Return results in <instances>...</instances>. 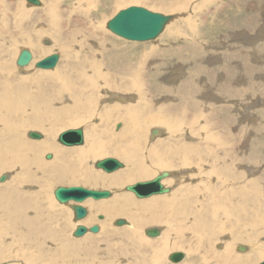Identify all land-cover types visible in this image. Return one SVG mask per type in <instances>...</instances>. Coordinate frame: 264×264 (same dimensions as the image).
Here are the masks:
<instances>
[{
    "label": "bare ground",
    "instance_id": "bare-ground-1",
    "mask_svg": "<svg viewBox=\"0 0 264 264\" xmlns=\"http://www.w3.org/2000/svg\"><path fill=\"white\" fill-rule=\"evenodd\" d=\"M76 1H77V5L74 4V6L76 7L79 6L81 3L84 4V2H86L87 6H90L89 8L90 13L86 10V16L88 18L86 19L87 23L92 22V21L96 22L97 19H95V17L93 18L91 12L93 10L94 11L97 10L99 12L100 5L96 4L95 0H83L84 2H82V0H76ZM188 1L189 0H181L180 3L187 5ZM232 3L228 2L225 4V6L222 4L223 5L222 11L227 12V10L230 11L231 8H233V9L238 10L239 15L243 14L245 16L246 14V17L245 18L242 17L243 19L240 20L241 24L239 26L241 27L234 26L233 22L232 21L231 22H232V25L234 26L233 29H240V30H237L236 34L242 33L243 34L242 36L245 39V41H247V43L252 42L250 43V46L252 47L254 46L253 43L256 44L259 36H260L259 39H264V36H262L261 34L256 36L258 31H264V26L258 27L259 20L261 21V23L264 20V14H262L263 12L262 10L264 9L263 8L264 0H251L250 3H252L254 10H253V13H251L250 11L248 15L247 13L244 12V10L246 9L243 10L242 8L244 5L249 3L248 0H234L233 4H236V5H232ZM222 5L220 7H222ZM48 10H49L50 16L53 18L51 22H49V26L51 25L50 29L52 30L50 31L53 33V38H54V39L51 38L52 41L54 40V44L55 45L57 44V47L59 46L60 49L63 48V50H66V49L69 50L70 46L62 41V38L64 37L63 34H61V32H63L61 29L62 27H60L59 24L57 23V21H59V18H60L57 0H50V6L48 7ZM222 13L223 12H221V14ZM95 15H100V14L96 13ZM228 16L230 15L228 14ZM6 22H8L7 19H6ZM69 22H71L74 25L73 31H71L72 30L71 29L70 30L71 32L69 31L70 34H68L70 36V39L71 40L73 39L83 40L84 33L86 30L84 29L86 28L84 26H86V24L80 20H72L70 18H69ZM236 24H237V21H236ZM177 33L178 32L176 31L174 32L171 31L172 35H177ZM234 33L235 32L233 31L232 34L234 35ZM109 35L105 37L104 35L98 36L96 34H93L92 40H93V43L95 44L87 45L86 43V47L90 49V50L86 49V51H89L90 56H77L78 60L75 59L74 66L75 68L80 69V72H79L80 75L78 76L79 84L75 85L73 84L74 82L72 83L71 81L68 80V82L66 83H60L57 86V88L54 90L55 100L62 102L63 107L61 108L59 106L60 109L56 108V106L54 105V102H52V100L45 94V91L41 86L42 81L44 79H47V78H50L51 80L58 79V75H59V74L57 75L58 72H55V71L54 72L50 71L48 73L39 72L38 74L33 76L34 80L32 81L30 79V76L29 78L28 76H26V77L19 78L18 81L15 80L16 81L15 82L14 80H10L11 71H12V67L10 66V64L0 63V69L2 70L0 71V173L3 170L19 169V168L21 169L22 167L26 166L28 163H31L30 164L31 167H28L25 169L30 172L28 175V179L23 180L20 177L17 178L18 180L15 181L12 187L7 189L5 194L3 193L0 195V227L4 229V232L6 234V235L0 234V241L2 240V236H4L6 238H10V240L12 239L16 244H18L19 248L22 245L23 248L25 247V250H30V249H33V247L35 246L43 247L45 246V243L47 244V242L50 239H56V237L59 236V235L54 234L55 233L54 232L53 234L50 233L47 238H44L43 241H46V242H43L42 240H38V241L35 240L37 236H39L38 233L40 232L42 228L39 229L38 227L40 226L35 225L34 221L36 219L33 218V216L45 210H48V208H50L49 207L50 202L48 200V195H47L48 192L46 193V191L44 190V187L38 190L37 192L38 197H36L37 200L32 199V198L29 199L27 196V193L25 191L23 192L20 189V186L24 183V181H29V182L35 181V178H33V174H32V171L34 170V168L36 169L37 167L38 169V167L39 168L42 167L44 169V175H45V179L47 182L51 180H55V179L69 182V181H72L73 179H76L75 181L77 182L88 184L91 181L88 180L86 177H83L84 168L87 166V164L90 162L92 158H95L97 157V155H100L104 152H108V153L119 154V155L124 156L125 159L128 161V168L124 171L119 169V171L117 170L116 173L111 176H102L99 174L98 176L100 177V179L94 180V181L98 183L99 186H102L103 188L109 187L114 191L115 190L119 191L123 189V186H122L123 183H129L131 181L134 182L135 179H139V178L140 179L147 178V177L152 176L158 170H161V169L163 170L166 168L174 167L177 163H173V159L176 157H182L183 159L182 164L184 166L191 165V164H195L199 166V169H197V171H198V177L200 181L205 182L206 179H210V178L212 179L213 175L217 173L216 176L218 177L220 185L222 186L221 188H220V185L217 187H215L214 185L204 186L205 184H203L202 182L201 183L199 182L200 183L199 185L197 186L194 185V187L189 186L185 189V191H180L179 189H177L172 195H168V196L164 195L161 197L150 199L149 201H143L139 203L134 202L131 199V197L124 194L125 193L124 192L121 194L114 195V197L111 200L104 201L102 199V202L99 201L98 203H95L96 206L98 205V208H101L98 212L103 210L105 211L104 213L106 214V216L110 218L118 217V216H125L129 218V220L131 221L130 225L135 227V229L128 228L126 231H121V229L115 230L116 234L123 236L125 239H128L131 242V243L125 244V247L127 248L126 249L127 250L126 253L128 254L127 256L133 259V261L130 262L131 264H158V261L161 262L162 255L165 254L166 246L167 244L169 245L168 242L172 240V242L170 243V247L172 248L177 247L179 250V248H181L183 244L185 243L183 239V235H186L187 232H190V235H189L190 237L191 235L192 237H195V241L193 239L192 242H190L187 246H185L186 248L188 247L190 251L193 252V254L190 255L191 256L190 262L188 263L186 262L187 264H237L232 259H229L227 257V254H229V252L232 249V246L235 245V243L238 241H243V242L247 241L252 244V246H250V251L248 252V253H251L248 256V260L256 256L260 258H264L263 257L264 256V244L261 245V244L255 243V237L254 235H252V233H244L245 232L244 229L246 227L248 229H251L252 225H253L252 232L253 233L258 232L259 230L258 227L260 225L259 222H261L262 224V220L264 219V203H260L256 205L254 204L255 201L253 202V199L251 197L252 193H249L251 192L249 190V187L248 189L245 187L248 185L247 182L245 183L244 186L235 187L234 183H236L237 181L234 183L232 182V177L234 178L235 176H233L232 174L233 172H231L233 170L231 168L232 164L229 160H227L226 162L224 161L221 162L220 164L221 168L212 167L213 169L211 170L209 168L210 171H207V169L204 170L205 168L203 167L204 168L203 169L201 167L203 165L202 158L204 157L202 154V145H201L202 141L195 143V145H182V146L179 145L178 147H176L175 144L172 143L173 138L171 137L175 133L177 135L181 134V130H179V127L182 126L183 122L190 124L191 127H193L194 122L201 123V120L203 118L202 116L201 117L194 116L192 117L191 120H188L187 118V116H189L188 114L190 113V111L198 110L200 106L202 105L200 98L208 99L209 97H211V98H215L219 100V103H218L219 105L217 104L213 105L214 112L213 113L210 112L212 113L211 115L212 119L216 118L217 119L216 121H219V122L222 121V122H227V123H230V122L232 123L234 120H236L238 116L234 114L233 112H231L230 108L228 107L220 108V95L228 96V94H237L238 88L236 85H234L236 83L235 80L239 81L243 75H248V74L245 72L238 71L236 69V65H233L234 60L225 61L223 58L222 59L218 58L223 63L216 64L215 69L212 70L210 66H208V69H205L203 66L204 65L207 66L208 63L204 61L207 55L204 54L203 52H199L197 54L198 56H154L156 53H154L155 49L152 48L150 51L144 54L145 56L136 55V56H131V57L128 56L127 58L126 56H118L119 53H121L124 50H117L115 48L109 52V55H107V53H105L106 43L108 40L112 38ZM220 35L224 39L226 38L225 34L221 31H220ZM90 36L88 35V38ZM221 37H220V40L224 41V39H222ZM37 40L38 39H35V38L27 39L25 42L27 44L26 46L33 47L34 49H36V51H39L38 42L40 43V41H37ZM45 40L48 41L49 39L45 38L44 41ZM236 40H239V38ZM124 45H132V44H124ZM0 47H3V46H0ZM113 51H116V53H114ZM98 52H101V53L98 54ZM252 53H253V56H257V55L263 56L264 52L262 50H259V49L256 50V48H254L252 50ZM123 58H127V60ZM255 60L257 62H255ZM262 60L264 59H262L261 57L252 58V62L254 61L255 64L257 63L254 66H255V70H257L258 72L264 70V67H261L258 65V63H261ZM173 61H176V62L182 61L185 67H186V61H187L190 67H193L196 71L194 78H190V80H186L180 85H175L176 83L170 80H167V82L163 83L162 75L164 71H161L162 70L161 68L172 63ZM149 62H151L152 64L150 66L152 71L151 70L150 71H151L152 76L155 79V82L153 83L142 70V67H145V65H148ZM178 64L179 63L176 64L174 73L171 75L170 79L178 78L177 74L180 73V70L178 67L181 68V66H178ZM84 66L92 68L94 72L92 74H88L89 72L85 71L86 69H84ZM104 66L111 68V70L113 69L117 73L116 77L120 78L122 82L117 85H114L113 83L108 82V80L107 81L105 80L106 85H108L110 88H113V89L118 88V89L136 91L138 94V97H136L137 101L134 104L131 103L132 105L128 107L127 106L121 107L117 105L116 108L110 107V109L108 110H105L106 109L105 108L102 112L97 111L96 109L97 107H95L96 105L95 96H97L98 94L97 95L95 94L99 92L100 83H101L98 81L97 78L104 76V72L102 70ZM21 67H24V66H21ZM175 73H176L175 75L176 78L174 77ZM220 73H221V76H220ZM1 74L3 76L2 79H1ZM208 74H210V76H208ZM202 76H204V79H201ZM63 77L64 76H62V79H64ZM30 82L31 84L35 86L37 91L33 95L26 96L24 95V92H25L24 86L27 83L30 84ZM156 82H159V83H156ZM13 83H16L17 87L20 88L21 90L20 92L18 93L15 92V86L13 85ZM148 83H152L151 90L156 92L158 95H169L170 97L171 95H173L171 104L169 101L171 98H169L168 101H166L168 108H165L164 105L160 103V101L158 105L152 104V101H151L152 96L145 95L144 93L145 87ZM172 83H174V86H172ZM58 88L59 90H57ZM107 93L108 94L111 93L112 95H114L113 91H108ZM120 98L122 100L131 99L132 100L131 102L134 101V96H131V95H129L128 98H123V97H120ZM29 99H30L31 104L26 103ZM67 100H69V102ZM23 101H24L23 105L26 108L25 112L28 114V118L25 119L24 124H23L24 128L21 129L19 124L17 123L16 107H17V104ZM113 101H114V98L111 99V102ZM122 109L124 111H122ZM202 109L204 108L202 107ZM209 110L211 111V109ZM261 111L264 113V109H262ZM98 114L100 115V117L98 116ZM249 115L251 119L252 114H248V116ZM263 115L262 113H260V116L262 118H263ZM93 117H99V118L102 117L103 122H106L109 117H111L112 120H114V118L123 120L125 123V130L127 131V133H129L131 139L135 140V143L134 144L132 143L131 145H125L124 143H122L119 145L118 148H112L111 146L112 143L107 139L108 135L106 134L107 129H105V126H106L105 123L104 125L103 124L100 125L103 128L93 127L91 131L90 129H88V133H85L86 131H84L83 129L84 131L83 140L80 143L73 145L72 149L69 148V151L59 149L53 143L52 139L54 137L55 132L53 131V128H52L53 123L52 124L49 123L50 119L53 118L52 121L61 120V119H65L66 121L70 120V125L75 126L78 124L88 123V120L92 119ZM98 121L100 122V120ZM142 122H145L147 127L148 125L153 124V123H157L161 126L162 125L167 126L169 129L168 130L169 131L168 140L167 141L164 140L163 142L156 141L155 143L150 145L148 148L146 146V149H145V143L143 141L137 144V141L140 135L141 137L145 138L144 130L141 129V128L144 129ZM28 125L34 129L38 128V129L43 130L46 134L47 139L41 142L30 141L29 139L28 140L25 139L24 131L27 132V130L25 129L29 128ZM217 126H220V124L217 125L215 123L214 127H217ZM206 127L202 126L200 127V129L204 131L206 130ZM158 128L161 129L160 127H157V129ZM73 129L75 128L64 129L62 132H65L67 130H73ZM159 129H158V134L164 133L162 129L161 130ZM191 129L192 131H194L193 135L196 137V135L198 134L196 133L198 132L196 130H199V126L197 128H191ZM237 132H240V131H237ZM60 133L58 134V138H59ZM249 133L250 135L252 134V137H254V139L255 138H257L256 140L261 139L260 136L262 132L259 128L253 126V132L250 131ZM85 134L87 135L86 139H85ZM27 136H30V131L28 132ZM206 136L213 139L214 141L213 147L216 150L213 148V152L211 155L217 158L218 156L215 152L217 151V148L220 149L218 146V142H217L218 138L216 135L212 136V134L210 133ZM239 136H240V133H239ZM43 137L44 136H42V138ZM155 137L153 138L155 139ZM42 138H40V140ZM58 138H56L57 141H58ZM51 150L55 152L56 154V157L58 159V160L56 159L58 162L57 164H56V161L47 162V161L41 160V154L44 151H51ZM74 153H76L77 156H75L74 158L70 157ZM47 154L45 155V158H47ZM66 154H68L67 157L65 156ZM238 158L241 161H245L246 164L250 163L253 160H256V157L253 153L246 154V153L241 152ZM254 165H257V164H254ZM249 166L247 167V170L251 172L250 174H254L255 172L254 168L252 170L250 168L251 166L250 167ZM192 167L193 169H190L188 171L185 170L186 173L184 171L177 172V171L171 170L170 171L171 176L167 178L166 180L170 178L175 179L176 185L180 189H182L181 184L186 179L187 180L189 179V177L186 176V174H188L187 172L190 173V172H194V170L196 171V169H194L195 166H192ZM243 167H245V165ZM98 169H102V168H98ZM263 179H264V173L260 175L257 181L262 182ZM211 181H213V179ZM221 182H223V184ZM196 183H198V181ZM251 184H252V187H251L252 189H255L257 187V184L255 182ZM98 185H95V186H98ZM120 186L122 187L120 188ZM46 187L47 186L45 185V188ZM225 187L230 188L229 193L225 191ZM101 190H105V189H101ZM247 190H249V192ZM256 192L257 191H255V194ZM235 196L236 197L238 196L239 198L244 199L245 200L244 202L246 203V205L240 206L239 203L241 200L239 202L235 201L236 200ZM71 203L67 205H69L73 209V204ZM259 206L262 207L261 208L263 209L262 211L255 210V209H260L258 208ZM29 213H31L32 216H29ZM239 217L243 218L244 224L238 220ZM66 218L68 219V217ZM247 218L249 220H247ZM74 220L76 222L79 221V220H76V218H74ZM126 224H127V221H126ZM142 224H146V225L147 224H151V225L152 224L153 225L162 224L164 225V229H166V236L164 235L161 236L162 229L159 227H155V228H158L157 237L158 236L162 237L161 239H159L160 240L159 242H161L160 244H158V242L157 243H150V242L147 243V241L146 242L143 241L144 238H142L143 239L142 240L139 237L136 229ZM190 226H193L194 228ZM53 231H56V230L53 228ZM144 231H146V229ZM170 231H172L174 235L175 233H177L176 236L174 237L170 235L171 234L169 233ZM221 232H223V234ZM225 232L227 233L229 232V234L231 235L230 242L227 244L219 243L220 249L225 248L223 253H220V256L219 254L215 256H211L209 253L208 245L210 243L215 242V239L218 237L220 233L222 234L221 238L223 237V239H226L227 235ZM194 234L197 237L194 236ZM258 235H255V236H258ZM173 238L175 239L173 240ZM147 239L153 240L154 238L147 237ZM217 239H220V238H217ZM202 240L205 242V245L202 244ZM218 241L216 243H218ZM224 241L226 242V240ZM258 241L259 240H257L256 242ZM144 244L148 245L150 249H148L146 245ZM238 246H239L238 247L239 249L241 247L247 252V247H244L243 244H240ZM149 250L151 251V253H149ZM245 254H241L242 257ZM37 259L38 257H35L34 260H31V262L36 263ZM208 260H209V263H206V261ZM239 264H247V263L240 262Z\"/></svg>",
    "mask_w": 264,
    "mask_h": 264
},
{
    "label": "rangeland",
    "instance_id": "rangeland-1",
    "mask_svg": "<svg viewBox=\"0 0 264 264\" xmlns=\"http://www.w3.org/2000/svg\"><path fill=\"white\" fill-rule=\"evenodd\" d=\"M95 1H96V4L100 5V10H99V12L97 10L96 11L93 10L91 12V14H92L93 18L95 17V19H97L96 20L97 23L94 21L87 23L86 19H88V18L86 16V10L90 13V9H89L90 6H87L86 2H84L82 0V2H84V4L81 3L79 6L76 7V6H74V4L77 5L76 0H57L58 11L60 13L59 21L61 22L60 23L59 21H57V23L59 24L60 27H62L61 29L63 32H61V34H63V36H64L63 37L61 35L63 37L62 41L70 46L69 50L68 49L63 50V48L60 49L59 46L57 47V44L56 45L54 44V40L52 41V39H54V38H53V33L51 32L52 30L50 29L51 25L49 26V22H51V20L53 18L50 16L49 10H48V7L50 6V0H41V5L31 4L27 0H0V46H3V47H0V63H8L12 67L10 80L18 81L19 78L26 77V76H28V78H29V76H30V79L32 81V80H34L33 76H35L39 72L40 73H48L50 71L51 72H54V71L58 72L57 75L58 74L60 75V76L58 75V79H56V80H51L50 78L44 79L42 81L41 86L44 89L45 94L52 100V102H54V105L56 106V108L57 109H60V107L62 108L63 107L62 102L55 100L54 90L57 88V86L60 83H66V82H68V80L71 81L72 83L74 82L73 84H75V85L79 84L78 83V80H79L78 76L80 75V73H79L80 69L75 68L74 62H75V59H77V56H90L89 51H86V49L90 50L88 47H86V43H87V45L88 44H92V45L95 44V43H93V40H92L93 34H96L98 36L104 35L105 37H107L110 33L109 36L112 37V38L110 37L111 41L108 40L106 43V47H105V49H106L105 53H107V55H109V52L115 48L117 50H124L121 53H119L118 56H126L127 58H128V56L131 57V56H136V55L145 56L144 54L147 53L148 51H150L152 48L155 49L154 53H156V54L154 56H198L197 54L199 52H203L204 54L207 55L205 57L204 61L206 63H208L207 66L204 65L203 67L205 69H208V66H210L212 70L216 68L215 67L216 64L223 63L222 61H220V59H222V58L225 61L234 60L233 65H236V69L238 71L245 72L248 75H243L239 81L235 80L236 83L234 85H236L238 88L237 94H228V96L220 95V108H222V107L230 108V111L238 116L237 119L234 120L232 123L231 122L227 123V122H222V121L219 122V121H216L217 120L216 118L212 119L211 115L214 112L213 111V105H215V104L219 105L218 104L219 100H217L215 98H211V97H209L208 99L200 98L202 105L200 106V108L198 110L190 111V113L188 114L189 116H187V118H188V120H191L192 117H194V116H199V117L202 116L203 118L201 120V123H195L194 122L193 127H191L190 124L183 122V124H182L183 128H182V126L179 127V130H181V134L177 135L175 133L173 136H171V135L170 136L173 138L172 143H174L176 147H178L179 145L180 146H182V145H195V143L202 141V144H201L202 145V154L204 157L202 158L203 159V165L201 167L202 168L204 167L205 168V169L203 168L204 170L207 169V171H210L214 167H220L221 162H223V161L226 162L227 160H229L232 164L231 168L233 171H231V172H233L232 174H233V176H235L234 178L232 177V182L234 183L237 181L236 183H234L235 187L244 186L245 183L247 182L248 185L245 187L247 189L249 187V190L251 192H249V190H247V191L249 193H252L251 197L253 199V202L255 201L254 204L256 205V204L264 203V179L262 180V182L257 181V179H259L260 175L264 173V152H263L264 151V115H263L264 113L261 111L262 109H264V70H262L263 72L262 71L258 72L257 70H255V66H254L257 63L255 64L254 61L252 62V58H254V57H258V58L261 57L262 59H264V53H263V56H258V55L253 56V53H252V50L254 48H256V50L259 49V50H262L264 52V47H263L264 46L263 45L264 39H259V37H260L259 36L256 44L253 43L254 46L251 47L250 43H252V42L247 43V41H245V39L243 38L242 33L236 34L237 30H240V29H233V27L234 26L238 27L241 24L240 20L245 18L246 14H245V16L243 14L239 15L238 10L233 9V8H231L230 11L227 10V12L222 11L223 5L225 6V4L228 2L234 3V0H189L187 5L181 4L180 3L181 0H133V1L132 0H99V1L95 0ZM106 1H107V3H106ZM248 2L250 3L251 0L250 1L248 0ZM233 3H232V5H236ZM249 3H247L246 5H244L242 7L243 10L246 9V10H244V12L247 13V15H248V13H250V11H251V13H253V10H254L252 3H250L251 5ZM221 5H222V7H220ZM129 6H142V7H145L147 9H150L152 11L161 12L164 14H171V15H173V18L166 25V27L164 28L162 33L156 39L147 40V41L129 40V39H126L124 37H121V36L115 34L110 29L107 28L108 21L110 19H112L120 10L125 9ZM263 8H264V5H263ZM262 11H263L262 14H264V9ZM221 12H223V13L221 14ZM96 13L100 14L101 16L95 15ZM228 14L230 16H228ZM224 16H225V18H224ZM69 18L72 20H80L86 24V26H84V27H86V28H84L86 30L84 33L83 40L77 39L78 37L76 38L77 40H75V39L71 40L70 39V36L68 34H70V32L73 31L74 25L71 22H69ZM6 19L8 20V22H6ZM231 21L233 22L234 26L232 25ZM236 21H237V24H236ZM260 26H264V20L262 23L259 20L258 27H260ZM102 27H103V29H102ZM239 27H241V26H239ZM99 29H100V31H99ZM171 31L172 32L176 31L178 33H177V35H172ZM220 31L225 34L226 40L223 37H221ZM233 31L235 32L234 35L232 34ZM263 32L264 31H258L256 36L260 35V34L262 36H264ZM86 33L89 36L92 34L90 36L91 38L90 37L88 38V35ZM101 33H103V34H101ZM105 33H106V35H105ZM220 37L222 39H224V41L220 40ZM34 38L38 39L37 41H40V43L38 42V44H39L38 50L39 51H36V49H34L33 47L26 46L27 45L25 43L26 40L27 39H34ZM45 38L49 39V40L44 41ZM238 38H239V40H236ZM89 39H91V40H89ZM79 40H80V42H79ZM244 43L247 45H245ZM124 44H132L133 47H132V45H124ZM242 45H243V47H242ZM22 49L30 50L32 52V55H33V59L31 61L30 65H27L24 67L18 66L16 63L17 57H18V55ZM200 50H202V51H200ZM113 52L116 53V51H113ZM53 53L60 54V60H59V62L55 68L42 69V68H38L35 66L36 62L43 59V57L45 58L46 56L53 54ZM67 53H68V55H67ZM100 53L101 52H98V54H100ZM226 53L227 54L229 53L228 54L229 57ZM222 56H224V57H222ZM86 58H88V57H86ZM127 58H123V59L127 60ZM211 58L212 59L214 58V59L212 60ZM218 58H220V59H218ZM128 60H130V59H128ZM84 61H85V59H84ZM180 62L173 61L172 63L164 66L163 67L164 70H163V68H161L162 70L160 69L161 71L165 72V73L163 72V75H162V79H163L162 82L163 83L167 82V80H170V81H173L174 83H176L175 85H180L184 81L190 80V78H194V76L196 74L195 69L193 67H190V65L187 61H186V67L183 65L182 61H180ZM255 62H257V61L255 60ZM177 63L180 64V65L178 64V66H181V68L177 66L180 70V73L177 74L178 78L177 79H170L171 75L174 73V69H175V66ZM151 65H152L151 62H149L148 65H145V67H142V66L141 67H142L143 72L149 77V79L153 83V82H155V79L151 74V71H152L151 67H150ZM258 65L261 67H264V60H262L261 63H258ZM84 69H86L85 70L86 72L87 71L89 72L88 74H92L94 72V70L92 68H89V67L84 66ZM102 70L104 72V76H101L97 79L103 85L100 83V90H99V92H97L95 94V95L98 94L97 96H95V104H96L95 107H97L96 109L98 112H102L105 108H106L105 110L110 109V107L116 108L117 105L121 106V107H124V106L128 107V106L132 105L131 103L134 104L137 101L136 97H138V94L136 91L126 90V89H118V88L113 89V88H110L108 85H106L105 80L106 81L108 80V82H111L114 85H117V84L122 83V82H121L120 78L116 77L117 73L113 69L111 70V68L104 66V68H102ZM0 71H2V70L0 69ZM256 73H257V75H256ZM65 74H67V75H65ZM210 74H208V76H210ZM166 75H167V77H166ZM175 75H176V73L174 74V77L176 78ZM62 76H64L63 77L64 79H62ZM220 76H221V73H220ZM2 77L3 76L1 74V79H2ZM164 77H166V78H164ZM243 77H244V79H243ZM103 79H104V81H103ZM201 79H204V76H202ZM152 83H148L146 85L145 91H144L145 95L152 96V98H151L152 104L158 105L159 101H160V103L162 105H164L165 108H168L166 101H168V99L171 98L169 100L170 104H171L173 95H171V97L169 95H158L156 92L151 90ZM156 83H159V82H156ZM174 83H172V86H174ZM13 85L15 86V92L16 93L21 91L20 88L17 87L16 83H13ZM24 88H25L24 95H26V96L33 95L37 91L35 86L33 84H31V82H30V84L27 83L24 86ZM57 90H59V88ZM108 91H113L114 95H112L111 93L108 94L107 93ZM129 95L134 96L133 102H131L132 101L131 99L122 100L120 98V97L128 98ZM112 98H114L115 102L114 101L111 102ZM162 98H164V99H162ZM67 101L69 102V100H67ZM23 103H24V101L17 104V107H16V109H17L16 110L17 123L19 124L21 129L24 128V125H23L24 121H25V119L28 118V114L25 112L26 108L24 107ZM26 103L31 104L30 99ZM202 107L204 109H202ZM209 109H211V111ZM122 111H124V110L122 109ZM210 112H212V113H210ZM260 113H262L263 118L260 116ZM248 114H252L251 119H250V115L248 116ZM98 116L100 117L99 114H98ZM99 117H93L92 118L93 120L92 119L88 120V123L78 124L75 126L70 125V120H68V119H67L68 121H66L65 119L52 121L53 118L50 119L49 123L50 124L53 123L52 128H53V131L55 132L54 137L52 139L53 143L59 149L69 151V148L72 149L73 146H65L62 143H60L59 141H57V139H56V138H58V134L60 132H62L64 129H68V128H80V127H82L84 129V131H86L85 133H88V129H90V131H91V129L93 127L103 128L100 125L101 124L104 125V123L106 124L105 129H107V132H106V134L108 135L107 139L112 143V145H111L112 148H118L119 145L122 143H124L125 145H131L132 143L133 144L135 143V140L131 139L129 133H127V131L125 130V123L123 120L117 119V118H114V120H112V118L109 117L106 122H103L102 117L101 118H99ZM98 120H100V122ZM184 123H185V125H184ZM215 123L217 125L220 124V126L214 127ZM200 124H202V125H200ZM142 125H143L144 129L141 127L140 128L142 130H144L145 138L141 137V135H140L138 138L137 144H139L143 141L145 143V149H146V146L148 148L150 145H152L156 141H162L163 142L164 140L165 141L168 140V138H169V131L168 130L169 129L167 126H163V125L161 126L157 123H153V124L148 125V127H147L145 122H142ZM198 126H199V130H196V131H198V132H196V133H198L197 134L198 136L196 135V137H195L193 135L194 131H192L191 128H197ZM202 126H204V127L207 126L206 130L203 131L202 129H200V127H202ZM253 126L259 128L261 130V132H262V134L260 136L261 139L256 140L257 138L254 139V137H252V134L250 135L249 132L250 131L253 132ZM28 127H29L28 129H25V130H27V132L24 131V138L25 139H27V140L29 139L30 141H36V142H41V141H44L47 139L46 134L43 130L38 129V128L34 129L29 125H28ZM157 127H160L164 133L152 135V129H154V128L157 129ZM184 127H186L187 129ZM161 129H159V130H161ZM29 131L30 132L31 131L38 132L42 136H44L43 138H45V139L42 138L40 140V139L32 138L31 136H27ZM237 131H240V132H237ZM209 133L212 134V136L216 135L218 138L217 142H218V146L220 149L217 148V151L215 152L218 156L217 158L211 155L213 152V148H214L213 147L214 141L212 138H209L206 136ZM239 133H240V136H239ZM204 136H206V137H204ZM153 137H155V139ZM54 138H55V140H54ZM86 138H87V135L85 134V139ZM194 139H196V140H194ZM246 140H248V141H246ZM176 143H177V145H176ZM242 147H243V149H242ZM204 151H205L206 155H205ZM241 152L246 153V154L253 153L256 157V160L251 161L253 163L250 162V163L246 164L245 161H241L238 158L239 154ZM47 153L52 154V157L50 159L45 158V155ZM67 155L68 154H66L65 156L67 157ZM208 155H209V157H208ZM75 156H77L76 153L72 154V156H70V157L74 158ZM229 156H231V157H229ZM107 157H113V158L120 160V162H122L124 164V167L120 168V170L124 171L128 168V161L125 159L124 156L119 155V154L104 152L100 155H97V157L92 158L90 160V162L87 164V166L84 168L83 177H86L88 180L91 181L88 184L77 182V181H75L76 179H73L72 181H69V182L63 181V180H58V179L51 180L52 182L51 181L47 182L45 179V175H44V169L42 167H40V168L38 167V169L36 167L37 170L34 168V170L32 171V174H33V178H35V181H33V182L24 181V183L22 184L23 186L21 185L20 189L23 192L25 191L27 193V196L29 199L32 198V199L37 200L36 197H38V195H37L38 190L40 188L44 187V190L46 191V193L48 192L47 195H48V200L50 202L49 207L51 208V209L48 208V210L41 212L42 214L39 213V214H36L33 216V218L36 219L34 221L35 225L40 226V227H38L39 229L40 228L43 229V230L41 229L40 232L38 233L39 236H37V238L36 239L34 238V239L36 241H38V240L43 241L44 238H47L50 233L53 234L54 232H55L54 234L59 235L60 237L57 236L56 239H50L47 242V244L45 243V246H43L44 248L42 246L41 247L35 246V247H33V249L25 250V247L23 248L22 245H21L22 248L20 245H19L20 246V248H19L18 244H16L12 239L10 240V238H6V237L2 236V240L0 241V264H131L130 262L133 261V259L131 257L127 256L128 255L126 253L127 248L125 247L126 243H131V242L128 239H125L123 236L116 234V231H115L116 229H121V231H126L128 228L129 229H135V227L130 225L131 221L129 220V218H127L125 216H118V217H113V218L107 217L106 214L104 213L105 211L101 210L100 212H98L101 208H98V205L96 206V204H95V203H98L99 201L102 202V199L101 200H94L92 198L87 199L82 204H83V206H85L87 208L88 215L85 218L79 220L78 222L82 223L86 226H91L92 224L97 223L100 225V231L98 233L88 232L82 237H75V236H73V230L75 229L78 222H76L74 220L75 215H74L73 209L67 204L64 205V204L58 202L56 200V198L54 197V190L58 186L80 185V186H84V187L90 188V189L91 188L92 189H100L101 188V189H107V190L112 191L113 195L110 198L103 199L104 201L111 200L114 197V195L121 194V193L125 192L124 194L131 197V199L134 202L139 203V202H143V201H149L150 199H153L156 197H161L164 195H167V196L172 195L177 189H179L180 191H185V189L187 187H189V186L194 187V185L197 186L201 182L203 184H205L204 186L214 185L215 187H217L220 185L219 179L216 176L217 173L214 174L215 176L213 175V177H214V178L212 177L213 181H211L212 180L211 178L206 179L205 182L200 181V179L198 177V171H197V169H199V166H197L195 164L184 166L182 164V160H183L182 157H176L173 159V163H177L174 167L166 168L163 170L162 169L158 170L150 177L142 178V179H140V178L135 179L134 182L131 181L129 183L134 184V183H137L139 181L150 180L154 176H156L159 172L164 171V170H168V171L172 170V171H177V172L178 171L179 172L184 171L185 172V170L188 171L190 169H193L192 166H195L194 167V169H196V171L194 170L195 173L194 172H190V173L187 172L188 174H186V176H188L189 179L188 180L186 179L181 184L182 189H180L176 185L175 179L170 178V179L166 180L167 179L166 178V179H164L163 184L166 185L167 187L171 188V191L169 193L156 194V195H152V196L146 197V198H138L133 192L127 191L124 189V186L128 185L129 183H123V185H122L123 189H121L123 191L122 192L121 190H119V191L115 190L114 191L109 187L103 188L102 186H99L98 183H96L94 181V180L100 179V177L98 176L99 174L102 176H111V175H114L116 173L117 170L112 172V173H107L104 170L98 169L95 167L96 161L107 158ZM56 159H57L56 154L52 150L51 151H44L41 154V160L42 161H47V162L56 161V164H57L58 159L57 160ZM219 159H220V161H219ZM211 160H212V162H211ZM30 164L31 163H28L26 166L22 167L21 169L19 168V169H9V170L1 171L0 176L3 174H8V178L4 182H0V190H1L0 195L3 193L5 194L7 189L11 188L12 185L15 183V181L18 180L17 178L20 177L23 180L28 179V175L30 172L25 170V169L28 167H31ZM254 164H257V165H254ZM244 165H245V167H243ZM248 166L252 170L254 168V171H255L254 174H250L251 172H249L247 170ZM209 168H210V170H209ZM118 171H119V169H118ZM238 174H239V176H238ZM250 175H252V176H250ZM244 177H246V178H244ZM197 181H198V183H196ZM250 182L251 183L255 182L257 184L258 188L254 187L255 189H252L251 188L252 184ZM221 183L223 184V182H221ZM45 185L47 186L46 188H45ZM95 185H98V186H95ZM122 186H120V188ZM221 187L222 186L220 185V188ZM225 191H227L229 193L230 188L225 187ZM255 191H257L256 194H255ZM235 198H236L235 201H237V202H239L241 200L239 203L240 206L246 205V203L244 202L245 201L244 199L239 198L238 196L237 197L235 196ZM71 204H74V202H72ZM258 208H260V209H255V210L256 211H258V210L262 211L263 210V209H261L262 207H260V206ZM99 214H102V215L104 214V219H99V217H98ZM29 216H32V214L29 213ZM66 217H68V219ZM65 218H66V220H65ZM118 219H125L127 221V224L117 225L116 220H118ZM238 220L244 224L243 218L239 217ZM247 220H249V219L247 218ZM128 221H129V223H128ZM112 222H113V224H112ZM263 222H264V219L262 220V224H261V222H259L260 225L258 227L259 230L257 233L252 232L253 231V225L251 226V229H248L247 227L244 229V231H245L244 233H252V235H254V237H255V243H258L261 245L264 244V232H263L264 231V223ZM150 225L151 224H147V225L142 224L136 229L139 237L141 239L144 238V240L142 239L144 242H146V241H147V243H149V242L150 243H157L158 242V244H160L161 242H159L160 241L159 239L162 238L161 236H163V235L166 236V229H164V225H162V224H159V225L158 224H154V225L152 224L151 226ZM155 227H159L162 229L161 236H158V237H157V235H151L150 236L149 234H147L146 231H144L145 229L146 230H152ZM190 227H193V226H190ZM53 228L56 231H53ZM46 230H48V231H46ZM261 230H263V231H261ZM169 233H171L170 235H172L174 237L177 234V233H175V235H174V233L172 231H170ZM221 233L223 234V232H221ZM221 233L217 237L220 239L216 238L217 240L215 239V242L210 243L208 245L209 253L211 256H215L217 254H219V256H220V253H223L225 248L220 249L219 245L224 244V243L227 244L230 242L231 235L229 234V232L228 233L225 232L227 235L226 239H223V237L221 238V235H222ZM0 234L6 235L4 232V229L2 227H0ZM189 235H190V232H187L186 235H183V239H184L185 243L183 244V246L181 248H179V250L177 247L176 248L170 247V243L172 242V240H170L168 242L169 245L167 244V246H166L165 254L162 255L161 262L158 261V264H185L186 262L187 263L190 262V257H191L190 255H192L193 252L190 251V249L188 247L186 248L185 246H187L190 242H192L193 239L195 241V237H192V235L190 237ZM226 235H225V237H226ZM255 235H258V236H255ZM146 236L148 238H154V239L153 240L147 239ZM194 236H196V235L194 234ZM188 237H190V238H188ZM140 238H139V240H140ZM174 239L175 238H173V240ZM149 240H151V241H149ZM224 240H226V242ZM257 240H259V241L256 242ZM217 241H218V243H216ZM43 242H46V241H43ZM140 242H141V240H140ZM236 243H237V245H236ZM236 243H235V245L232 246V249L229 252V254H227V257L229 259H232L235 263L239 264L240 262H243V263H247V264H259L260 262H262L264 260V258H260L258 256L248 260V256L251 254L248 252L250 251V246H252V244L247 242V241H245V242L238 241ZM202 244L205 245V242L203 240H202ZM240 244H243L244 247H247V252L245 250L242 251L238 248L239 247L238 245H240ZM144 245H146V244H144ZM146 247L148 249H150V247L148 245H146ZM184 248H186V249H184ZM176 250H178V251H176ZM174 252H183L184 258H182L179 261L172 260L170 258V256H171L170 253L172 254ZM149 253H151L150 250H149ZM245 253H247V254H245ZM241 254H245V255L242 257ZM35 257H38L37 262L32 263L31 260H34ZM206 263H209V260L206 261Z\"/></svg>",
    "mask_w": 264,
    "mask_h": 264
},
{
    "label": "water",
    "instance_id": "water-1",
    "mask_svg": "<svg viewBox=\"0 0 264 264\" xmlns=\"http://www.w3.org/2000/svg\"><path fill=\"white\" fill-rule=\"evenodd\" d=\"M31 4L41 5V0H27ZM173 15L152 11L142 6H129L120 10L107 23V28L115 34L134 41H147L156 39L164 30L166 25L172 20ZM33 59L32 52L23 49L16 63L18 66L29 65ZM60 60V54L53 53L36 62L35 66L42 69L55 68ZM119 127V126H118ZM83 128H75L60 133L58 141L65 146H73L83 140ZM158 134V129H152V135ZM30 136L40 139L42 135L31 131ZM52 154H47L50 159ZM95 166L102 168L107 173H112L124 167V164L118 159L107 157L96 161ZM170 171L164 170L159 172L150 180L139 181L124 187L125 190L133 192L138 198H146L156 194H165L171 191L170 187L163 184L164 179L170 177ZM8 178V174L0 176V182H4ZM113 195L110 190L90 189L80 185L58 186L54 190V197L62 204H70L74 202L73 209L76 220H81L88 215V210L83 206V202L87 199L101 200L110 198ZM99 219H104V215L99 214ZM117 225L126 224L125 219L116 220ZM100 231L99 224L86 226L82 223L76 225L73 230V236L82 237L88 232L98 233ZM149 235H158V229L146 230ZM241 250H244L240 247ZM170 258L179 261L184 258L183 252H174ZM259 264H264V260Z\"/></svg>",
    "mask_w": 264,
    "mask_h": 264
}]
</instances>
